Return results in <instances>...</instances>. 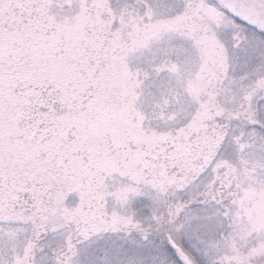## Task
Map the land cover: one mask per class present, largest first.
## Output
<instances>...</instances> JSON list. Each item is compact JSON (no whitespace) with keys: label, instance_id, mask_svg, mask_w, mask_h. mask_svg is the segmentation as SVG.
Here are the masks:
<instances>
[{"label":"snow or ice","instance_id":"obj_1","mask_svg":"<svg viewBox=\"0 0 264 264\" xmlns=\"http://www.w3.org/2000/svg\"><path fill=\"white\" fill-rule=\"evenodd\" d=\"M0 264H264V0H0Z\"/></svg>","mask_w":264,"mask_h":264}]
</instances>
